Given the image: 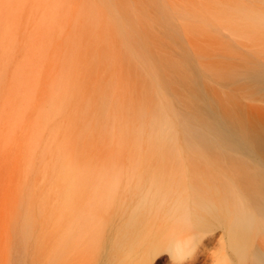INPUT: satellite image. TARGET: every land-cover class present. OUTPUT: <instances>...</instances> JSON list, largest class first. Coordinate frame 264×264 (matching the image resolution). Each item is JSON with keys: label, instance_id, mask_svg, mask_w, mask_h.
<instances>
[{"label": "bare ground", "instance_id": "obj_1", "mask_svg": "<svg viewBox=\"0 0 264 264\" xmlns=\"http://www.w3.org/2000/svg\"><path fill=\"white\" fill-rule=\"evenodd\" d=\"M0 264H264V0H0Z\"/></svg>", "mask_w": 264, "mask_h": 264}]
</instances>
